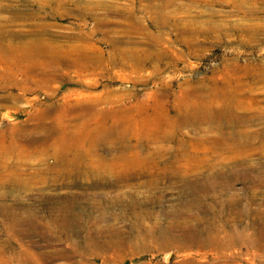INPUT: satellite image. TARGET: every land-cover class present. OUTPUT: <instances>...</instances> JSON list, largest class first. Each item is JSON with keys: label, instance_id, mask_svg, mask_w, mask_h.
<instances>
[{"label": "rangeland", "instance_id": "1", "mask_svg": "<svg viewBox=\"0 0 264 264\" xmlns=\"http://www.w3.org/2000/svg\"><path fill=\"white\" fill-rule=\"evenodd\" d=\"M0 264H264V0H0Z\"/></svg>", "mask_w": 264, "mask_h": 264}, {"label": "bare ground", "instance_id": "2", "mask_svg": "<svg viewBox=\"0 0 264 264\" xmlns=\"http://www.w3.org/2000/svg\"><path fill=\"white\" fill-rule=\"evenodd\" d=\"M88 58V57H87ZM91 61V60H90ZM72 64V63H71ZM73 65V64H72ZM85 65V64H84ZM88 67V66H87ZM193 105V104H192ZM197 105V104H196ZM193 107V106H192ZM196 107V106H195ZM117 109V108H116ZM128 109V108H127ZM226 110H227V108H225L224 110H221V111H219L218 113H217V118L218 119H220L221 117H223V116H225L226 115ZM111 111H113V110H111ZM110 111V112H111ZM125 111V110H124ZM128 111V110H127ZM112 113V112H111ZM110 113V114H111ZM116 113V112H115ZM208 113H209V110L207 109V108H205V107H202V109H199V107H196V108H193L191 111H189L188 112V114L186 113V115L185 116H187V117H196V118H198L199 116H202V115H208ZM118 114V113H117ZM127 114V113H126ZM125 115V114H124ZM110 116V115H109ZM238 116V115H237ZM239 118H240V116H239ZM127 119V118H126ZM237 119V118H236ZM104 120H106V119H104ZM116 121H117V119H115ZM122 119H120L119 121H121ZM238 121H239V119H237ZM236 120V121H237ZM237 121V122H238ZM102 122H104L103 121V119H102ZM101 122V123H102ZM229 122V121H228ZM116 123H118V121L116 122ZM125 123V122H124ZM126 123H128V122H126ZM229 123H232V121H230ZM123 124V123H122ZM233 124V123H232ZM90 125V124H89ZM88 125V126H89ZM123 126V125H122ZM126 126V125H125ZM90 127V126H89ZM93 128V127H92ZM86 129H88V128H86ZM93 130V129H92ZM96 131V130H95ZM172 132V131H171ZM87 133H88V131H87ZM87 136V135H86ZM85 138V137H84ZM84 141V140H83ZM60 150V149H59ZM63 151V150H62ZM69 152H70V149H69ZM75 153V152H74ZM83 153V152H82ZM95 153V152H94ZM66 154V153H65ZM62 155V154H61ZM75 156V155H74ZM75 158V157H74ZM104 165V164H103Z\"/></svg>", "mask_w": 264, "mask_h": 264}]
</instances>
